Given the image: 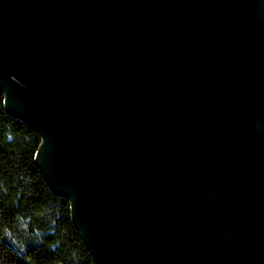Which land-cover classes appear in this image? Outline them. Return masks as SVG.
<instances>
[{
	"label": "water",
	"instance_id": "water-1",
	"mask_svg": "<svg viewBox=\"0 0 264 264\" xmlns=\"http://www.w3.org/2000/svg\"><path fill=\"white\" fill-rule=\"evenodd\" d=\"M0 89L99 264H264V0H0Z\"/></svg>",
	"mask_w": 264,
	"mask_h": 264
},
{
	"label": "trees",
	"instance_id": "trees-1",
	"mask_svg": "<svg viewBox=\"0 0 264 264\" xmlns=\"http://www.w3.org/2000/svg\"><path fill=\"white\" fill-rule=\"evenodd\" d=\"M44 141L0 89V264H99L70 197L53 189L38 161Z\"/></svg>",
	"mask_w": 264,
	"mask_h": 264
}]
</instances>
